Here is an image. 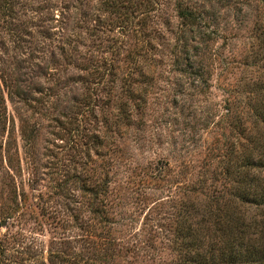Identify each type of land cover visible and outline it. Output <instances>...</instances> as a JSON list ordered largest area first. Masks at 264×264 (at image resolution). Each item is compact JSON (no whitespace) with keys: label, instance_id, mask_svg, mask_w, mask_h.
<instances>
[{"label":"rangeland","instance_id":"374dc122","mask_svg":"<svg viewBox=\"0 0 264 264\" xmlns=\"http://www.w3.org/2000/svg\"><path fill=\"white\" fill-rule=\"evenodd\" d=\"M181 7L210 41L185 46ZM260 105L261 0H0V264H181L178 226L232 203Z\"/></svg>","mask_w":264,"mask_h":264},{"label":"trees","instance_id":"16d2710c","mask_svg":"<svg viewBox=\"0 0 264 264\" xmlns=\"http://www.w3.org/2000/svg\"><path fill=\"white\" fill-rule=\"evenodd\" d=\"M261 1L264 3V0ZM177 15L183 21V37L186 33H195L202 42L211 40V35L206 32L208 22L202 11L181 7ZM184 38L185 46H188V40ZM195 39L192 38V41ZM179 47H183L182 42ZM114 61L108 60L96 68L97 86L108 85L113 77L119 78L121 66ZM121 74L125 75L121 79L122 87H141L133 73ZM146 76L143 75L144 78ZM149 79L153 81L154 77ZM258 110L262 112L259 113L261 116L256 114L258 119L254 129L264 130V105L255 109ZM261 142L264 144V138L248 135L247 145L252 148L248 156L231 174V168L226 171L238 186L234 200L230 201L232 203L225 207L216 205V209L210 211L212 217L209 221L202 220L192 225L185 220L179 224L177 234L184 248L181 264H264V146H261L263 150L258 161L254 154L255 146Z\"/></svg>","mask_w":264,"mask_h":264}]
</instances>
